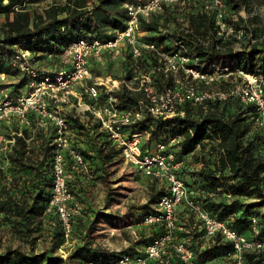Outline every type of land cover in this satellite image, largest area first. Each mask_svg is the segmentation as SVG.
Segmentation results:
<instances>
[{"label":"trees","instance_id":"1","mask_svg":"<svg viewBox=\"0 0 264 264\" xmlns=\"http://www.w3.org/2000/svg\"><path fill=\"white\" fill-rule=\"evenodd\" d=\"M125 1L136 0H0V14L6 16L0 22V71L14 74L17 78L14 90L18 91L28 81L27 76L20 75L10 65L19 49L29 50L40 58L46 52H59L80 38H111L117 29L126 27L129 14L123 6ZM223 1L224 20L236 26L245 20L240 15L241 9L264 7V0ZM216 26L214 12L205 10L202 0H185L181 4L165 5L161 12L142 16L144 34L139 38L168 51L183 48L181 51L192 59L188 66L201 72L215 66L228 68L226 73L243 70L248 74H263L264 34L254 33V42L237 44L235 40L218 37ZM118 59L108 56L104 62L91 60V69L96 75L103 71L109 74L115 62H120V72L114 77L121 80V84L112 93L121 108L136 105L143 98V91L138 89V78L143 74H150L153 84L161 91L179 83L176 73L158 69L160 62L155 50L145 49L136 58L126 46ZM223 86L226 87L225 83ZM97 87L104 100L106 88ZM79 90L84 93L83 87ZM84 99L91 101L87 93ZM182 110L183 115L176 113L167 117L145 112L127 131L149 132L143 147L150 150L159 142L169 143L170 139L179 137V142L170 149L183 160L178 174L195 190V198L217 218L226 220L246 235L252 234V217L255 216L259 228L257 237L264 239V127L259 123L255 106L232 98L202 103L187 101ZM67 118L74 132L73 145L82 153L87 166L76 173L69 186L75 198L86 202L88 207L89 193L85 189L107 181L108 167L121 157L120 148L89 112L79 113L74 109L67 113ZM23 132L26 138L32 136L27 128ZM51 141L52 134L42 129L30 141L17 135L8 164L0 168V222H5L16 237L27 243L0 244V264L98 263L131 253L127 250L109 252L95 245L90 238L92 229L102 219L113 216L95 206H89L86 217L79 216L75 220L73 230L74 227L78 230L79 242L67 258L57 252L65 241V233L56 212L53 217L57 218L58 225L51 234L52 243L36 249L39 225L44 215L53 213L47 211L54 182ZM147 178L148 198L135 206L141 210L137 216L143 221L148 214L157 211L159 199L167 193L163 180ZM178 223L183 227L177 232L178 238H186L196 252L193 264H235L228 255L233 250L232 243L221 235L204 237L199 221L188 208H182ZM149 226L152 231L148 235L141 232L144 238L138 245H149L164 229L163 223ZM244 256L248 264H264V249L246 250ZM170 264L184 263L174 259Z\"/></svg>","mask_w":264,"mask_h":264},{"label":"built area","instance_id":"2","mask_svg":"<svg viewBox=\"0 0 264 264\" xmlns=\"http://www.w3.org/2000/svg\"><path fill=\"white\" fill-rule=\"evenodd\" d=\"M185 0H136L125 1L129 19L124 29H117L115 35L108 39L80 38L67 44L59 52H46L37 58L29 50L19 49L11 59V68L20 75L27 76V83L15 91L17 78L4 70L0 71V168L9 162L16 136L30 139L42 129L52 134L54 146L52 159L53 186L48 212L55 211L63 225L65 236L73 230L75 220L82 216L87 203L75 198L69 183L77 172L86 169L82 153L73 145V132L67 113L77 110L89 112L96 118L102 129L118 148L125 162L132 165L146 177L163 180L167 193L157 203V211L148 214L145 223H163L164 229L152 242L139 253H122L118 257L105 261L86 264H170L178 259L184 264H193L195 250L189 241L178 238L179 217L182 208H188L199 221V228L206 238L221 235L230 241L233 250L228 253L235 264H248L246 250L264 249V239L258 238L257 218L252 217L253 230L246 235L235 230L226 220L213 215L203 207L202 201L195 198V190L180 177L183 160L179 159L170 146L179 142V137L170 139L169 143L159 142L153 150L143 147L149 138V132L129 133L127 129L145 112L156 116L184 114L185 102L202 103L205 100H228L237 98L244 104H253L258 113V120L264 127V73L248 74L237 70L239 82L224 90H200V84L210 86L216 82L228 68L210 67V71L201 72L188 66L192 60L178 51L159 48L152 41L142 40V16L161 12L165 5L181 4ZM204 9L215 14L216 33L223 40H235L237 44L254 42L253 32L244 24H235L224 20L225 3L223 0H202ZM126 46L134 57H139L145 49L155 50L159 57L158 69L165 73L183 71L192 76L194 81L179 82L166 90H158L150 74L138 78V89L144 93L136 105L121 108L117 97L112 93L117 86L104 84L106 98H100L98 85L89 83L93 79L91 60L104 62L106 57L118 59ZM131 87V84L128 83ZM84 88L91 101L84 99ZM31 131L26 138L23 129ZM71 160V162H69Z\"/></svg>","mask_w":264,"mask_h":264},{"label":"rangeland","instance_id":"3","mask_svg":"<svg viewBox=\"0 0 264 264\" xmlns=\"http://www.w3.org/2000/svg\"><path fill=\"white\" fill-rule=\"evenodd\" d=\"M240 15L245 20H241L239 25L244 24L249 32L252 31L259 35L264 34V7L252 6L249 9H241ZM5 17L4 14H0V22L5 20ZM238 19V15L235 16V20L237 21ZM142 34L144 32H140L139 36H142ZM118 60H115L116 62L111 68V73L105 74L104 71L100 75L93 73L94 83L100 86H104V84H115L118 87L121 84V80L114 77V74H119L120 72L118 69L120 62ZM177 79L179 82L194 81L192 76L184 72H178ZM240 79L237 73H223L210 86H204L199 83L200 90H224L232 84L239 82ZM224 83L226 87L223 86ZM108 172L109 176L107 181L99 182L97 186H89L85 189V192L89 193L87 194L88 207L82 217H86V214L90 212L88 210L89 206L91 208L95 206L96 208L113 214L111 218L102 219L94 226L90 238L95 245L109 252H122L126 250L131 253L142 252L146 246L143 247L137 244L139 240L144 238L141 232L148 235L152 229L149 228V223H145V221L138 218L137 213H141V210L139 211L135 206H140L146 202L149 194V180L140 171L125 162L122 157H118L116 162L108 167ZM52 212L50 216L47 214L49 217L44 215L43 222L39 225L40 231L37 233L38 238L36 240L37 250H41L45 246H50L53 241L51 234L58 224L57 218L53 217L55 211ZM78 242V230L76 231L74 227L71 234L68 237L65 236V241L57 249V252L64 258H67L68 254L75 248ZM0 244L27 245L23 239L14 235L5 222H0ZM213 263L209 262L208 264Z\"/></svg>","mask_w":264,"mask_h":264}]
</instances>
